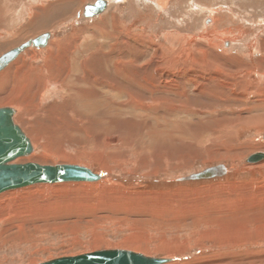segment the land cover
<instances>
[{
	"label": "rangeland",
	"instance_id": "374dc122",
	"mask_svg": "<svg viewBox=\"0 0 264 264\" xmlns=\"http://www.w3.org/2000/svg\"><path fill=\"white\" fill-rule=\"evenodd\" d=\"M96 1L0 0V57L50 34L45 47L9 62L0 88V108L20 104L26 111L13 114L34 144L20 163L79 164L101 175L92 184L0 195V264L115 249L170 259L166 264H264V159L247 162L264 154V0H170L162 10L155 0H109L102 15L83 17ZM208 16L218 28H242L248 40L226 45L199 37ZM252 38L253 49H246ZM73 59L89 61L92 75L103 73L110 84L145 78L153 93L140 92L141 108L103 89L116 104L96 98L91 111L94 86L60 88L59 69ZM47 67L55 91L44 88ZM15 91L20 97L11 96ZM158 97L184 112L154 111ZM218 165L226 174L178 182Z\"/></svg>",
	"mask_w": 264,
	"mask_h": 264
},
{
	"label": "water",
	"instance_id": "95a60500",
	"mask_svg": "<svg viewBox=\"0 0 264 264\" xmlns=\"http://www.w3.org/2000/svg\"><path fill=\"white\" fill-rule=\"evenodd\" d=\"M87 4L83 10V16L88 18L96 14H102L107 8L105 0H98L92 7ZM99 10L94 12L96 8ZM88 11H93L88 13ZM49 38L48 34L41 35L27 41L20 47L0 57V70L10 61L14 60L20 52L30 46L44 47ZM14 111L10 108L0 109V193L9 190L22 189L38 184H57L62 182H79L97 180L100 175H93L86 168L70 165H39L26 163L22 165H9L7 162L26 156L29 152L26 139L23 138L18 128L12 122ZM264 139V136H263ZM263 154H255L248 158L247 162L253 163L261 158ZM226 174L223 165L207 168L201 172L191 174L183 181H197L213 179ZM168 259L151 258L131 251L99 250L74 257H62L39 264H166Z\"/></svg>",
	"mask_w": 264,
	"mask_h": 264
},
{
	"label": "bare ground",
	"instance_id": "6f19581e",
	"mask_svg": "<svg viewBox=\"0 0 264 264\" xmlns=\"http://www.w3.org/2000/svg\"><path fill=\"white\" fill-rule=\"evenodd\" d=\"M170 0H155L154 2H153V4H154V6L156 7V9H158V10H162V8H165L166 7V5H167V3L169 2ZM95 3H92L91 4V6L90 7H92V5H94ZM106 4H107V8H108V5H109V0H106ZM169 4V3H168ZM90 5V4H89ZM96 8V7H95ZM106 8V9H107ZM105 9V10H106ZM166 9V8H165ZM83 10H84V8H83ZM99 9L98 8H96V10L94 9V12H96V11H98ZM91 12H93V11H88V13H91ZM105 12V11H104ZM104 12H102V13H104ZM212 12V11H211ZM82 14H83V12H82ZM100 16V14H96V15H93V16H91V17H88V18H93V17H96V16ZM102 15V14H101ZM213 15V14H212ZM84 17V16H83ZM211 17H213V16H211ZM211 17H209L208 16V19H205L204 21V29H203V32L201 33L202 35L201 36H199V37H203L204 35H205V37L206 36H208V37H213V38H215V39H212V40H215L216 42L217 41H222V42H224V44H225V42H226V45H231L232 43L234 44V43H237L238 41H240V40H243V42L247 39V36L248 35H246L247 33H245L244 34V32L242 31V28L240 29V27H234V26H232V27H229V28H227V27H217V25H219L218 24V21L216 20V19H212ZM86 18V17H85ZM215 18V17H214ZM213 20H215V22L213 21ZM212 23H214V24H212ZM212 24V25H211ZM216 24V25H215ZM235 25V24H234ZM249 33V32H248ZM48 34V33H47ZM49 35V37H50V34H48ZM204 37V38H205ZM249 37V36H248ZM251 37V36H250ZM188 38H191L192 39V36L190 37V36H188ZM32 39H34V38H32ZM32 39H29L28 41H30V40H32ZM197 39H198V37H197ZM206 39V38H205ZM211 38H209V41H211L210 40ZM248 40V39H247ZM215 42V43H216ZM246 42V41H245ZM252 42V43H251ZM251 44H247V45H245V47H246V49L248 48H252L253 49V45H254V40H253V38H252V40H251ZM256 42V41H255ZM47 43H49V38H48V40H47ZM46 43V44H47ZM212 43H214V42H212ZM221 43V42H220ZM208 44V43H207ZM216 45V44H215ZM46 46V45H45ZM44 46V47H45ZM255 47V46H254ZM257 47V46H256ZM260 47H261V45H260ZM30 48H33V46H30L29 48H27V49H30ZM34 48H42V47H34ZM27 49H25V50H27ZM24 50V51H25ZM23 51V52H24ZM251 51V50H250ZM255 51V50H254ZM23 52H20V53H23ZM51 53H53L52 51H50ZM68 52H70V51H68ZM178 52V51H177ZM19 53V54H20ZM19 54L17 55V56H19ZM79 54V53H78ZM77 54V55H78ZM178 56H181L182 57V53H176ZM249 54V53H248ZM184 56V55H183ZM189 55L187 54V57H188ZM203 58V57H202ZM11 62V61H10ZM66 62H67V60H66ZM8 64H10V63H8ZM8 64L6 65V67L8 66ZM88 64V65H87ZM184 64V63H183ZM11 65H12V63H11ZM11 65H9L7 68H5L3 71H1L0 70V74H1V72L3 73L2 75H0V88H4L3 87V85H4V83H5V80H4V72H5V70L6 69H8ZM122 66H123V64H121ZM185 65V64H184ZM120 64L119 63H116V66H114V69L116 70V73H118V75H119V73H120V71L122 70V69H120ZM48 68V67H47ZM89 68H90V64H89V61L87 62V61H85V62H83V63H79L78 65H75V59H73L72 60V64H71V66H69V65H66V67H65V71H64V68L63 67H60V69L59 70H61V71H59V72H61V73H63L64 75H65V80L63 81V85H60V88H61V90H64V87H67L69 84L73 87V88H78V85H79V83H81L83 86H87V88L90 90V91H92V90H94V88L96 89V92L94 91V96L91 98V97H89L88 96V94L87 95H85L86 97H85V100L86 99H88V100H91V103H89L90 104V106L89 107H91L90 108V110L92 111L94 108H96L95 107V105L93 104L97 99L100 101V102H102L101 100H103L104 102H105V104H110V103H114V102H112L110 99H109V97L106 95V94H104V93H102V91L101 90H103V89H106V90H108L110 93H112V94H114L115 96H118L119 95V97H120V95H121V93H124V94H126L127 95V97L129 98V104L128 105H131V104H133V105H136V106H138V107H141L140 105H142V102H141V97H144L145 95V92L146 91H150V94H152L153 93V86L151 85V84H148V82H147V80L144 78V80H143V82H141L140 84L139 83H132L131 81H128L127 80V82L129 83V85L128 86H124L123 84H119L118 82L116 83V84H114V82H111L112 84H110V82L109 81H111L110 79H111V77H110V79H109V81L107 80V79H105L104 78V74L103 73H99V74H97V75H92V73L90 72V70H89ZM123 68V67H122ZM129 67H127V72H128V69ZM108 69H110V67L109 68H107V72H108ZM112 69V68H111ZM187 69H188V67H187ZM247 69H248V67H247ZM251 69V68H250ZM48 70V72H49V77H46L43 81H44V88L45 89H47V88H49V90L50 91H55V90H57V86L55 87V83H53V76H52V72L50 71V69L48 68L47 69ZM112 71V70H111ZM111 71H110V73L109 74H111ZM123 71V70H122ZM131 71V70H130ZM186 71V69L184 70V72ZM191 71V70H190ZM251 71V70H250ZM253 71V70H252ZM79 72H82L81 74H82V76L79 74ZM182 72V71H181ZM245 72V71H244ZM57 73H58V71H57ZM126 73V72H125ZM188 73V72H187ZM193 73V72H192ZM191 73V74H192ZM246 73V72H245ZM244 73V74H245ZM261 73H263V76L262 77H264V71L263 72H261ZM260 73V74H261ZM105 74H107V73H105ZM128 74V73H127ZM199 74V73H198ZM120 75H123V74H121L120 73ZM129 75V74H128ZM128 75H126V76H128ZM47 76V75H46ZM52 76V77H51ZM193 76V75H192ZM51 77V78H50ZM134 77V76H133ZM168 77V76H167ZM202 77V76H201ZM258 77V76H257ZM135 78V77H134ZM134 78H133V82L135 81L134 80ZM248 78V77H247ZM205 79V78H204ZM203 79V80H204ZM46 80H48V81H50V84H48L47 82H46ZM53 80V81H52ZM200 80V79H199ZM202 80V79H201ZM200 80V81H201ZM207 80V79H206ZM236 80V79H235ZM238 80V79H237ZM240 80H242V79H240ZM261 80V79H260ZM3 81V82H2ZM124 81H125V79H124ZM149 81V80H148ZM152 81V80H151ZM150 81V82H151ZM208 82H209V80H207ZM243 81V80H242ZM245 81V80H244ZM243 81V82H244ZM149 82V83H150ZM191 81H190V79H188V82L187 83H190ZM236 82V81H235ZM143 83H145V84H143ZM195 83V82H194ZM29 83H25V85H28ZM193 84V83H192ZM196 84V83H195ZM161 86H162V84H160ZM182 85V84H181ZM241 85V84H240ZM62 86H64V87H62ZM93 86H94V88H93ZM158 86V85H157ZM167 85H164L163 84V86L161 87L162 88V90H163V93L162 94H164V93H166L165 92V90L163 89V87H166ZM199 86V85H198ZM242 86V85H241ZM25 87V89H26V91H28V86H24ZM148 87V88H147ZM202 87V86H201ZM239 87V86H238ZM16 88H18L17 86L15 87V89ZM70 89H72L71 87H69ZM148 90H147V89ZM176 88V87H175ZM174 88V89H175ZM233 88V87H232ZM195 89V88H194ZM201 89H203V88H201ZM200 89V90H201ZM206 88H204V90H205ZM239 89H240V87H239ZM250 89H252L251 87H250ZM158 90V89H157ZM161 90V91H162ZM204 90H201L202 92L204 91ZM243 90V89H242ZM254 90V89H253ZM45 91H47V90H45ZM76 91H78V90H76ZM137 91H139L137 94L138 95H136V94H134V93H136ZM21 92H25L23 89H21ZM68 92V91H67ZM100 92V93H99ZM140 92H144V94H142V96H141V94H140ZM159 92V91H158ZM240 92H242V91H240ZM246 92H247V89H246ZM77 93H79V92H77ZM89 93V92H88ZM93 93V92H92ZM231 93V92H230ZM83 94V93H82ZM118 94V95H117ZM179 94H180V92H179ZM204 94V93H203ZM212 94V93H211ZM215 94V93H214ZM244 94H246L245 92L243 93V95ZM14 96L15 95V98H18V97H20V94L18 93V92H13L12 94H11V96ZM45 95V93H43V95L42 96H44ZM110 95V94H109ZM144 95V96H143ZM161 95V94H160ZM201 95V94H200ZM113 96V95H112ZM179 97L181 96V95H178ZM235 96V95H234ZM255 96H256V94H255ZM140 97V98H139ZM178 97V98H179ZM183 97V96H182ZM236 97V96H235ZM11 98V97H10ZM97 98V99H96ZM163 98V97H162ZM162 98H160V97H158V99L160 100V99H162ZM12 100H13V98H11ZM240 99V98H239ZM258 99V98H257ZM256 99V100H257ZM15 100V99H14ZM18 100V99H17ZM83 100V99H82ZM97 100V101H98ZM127 100V99H126ZM247 100V99H246ZM259 100H263V101H260V103L261 102H263L264 103V98L262 99H260L259 98ZM2 101V100H1ZM97 101H96V103H97ZM252 100H250V102H251ZM45 102V100H44V98H41L40 97V99H39V102H38V104H37V106H39V107H41V105L43 104ZM86 102V101H85ZM103 102V103H104ZM164 102V103H163ZM169 102V100H164V98H163V100H162V103L160 104V105H158L157 107H155V109H154V111H157V110H159V109H166V111L168 112H174V113H180L181 112V108H180V105H178L179 106V108H175L176 107V105H175V107H174V105L173 104H169L168 103ZM171 102V101H170ZM185 102V101H184ZM250 102H248L249 104H251ZM13 103H14V101H13ZM125 103V102H124ZM155 103V102H154ZM15 105H17L18 103L17 102H15L14 103ZM91 104H92V106H91ZM116 104V102L114 103V105ZM177 104V103H176ZM180 104V103H179ZM252 104H253V102H252ZM255 104V103H254ZM257 104H258V102H257ZM15 105H12V106H15ZM19 106H20V104H18ZM155 105H156V103H155ZM243 105V104H242ZM247 105V104H246ZM246 105H245V107H246ZM259 105V104H258ZM257 105V106H258ZM19 106H16V108H14V110H13V108H10V109H12L14 112H19L20 114H25L26 113V111L24 110L25 108H21V110L19 109L20 107ZM106 106V105H105ZM136 106H134V107H136ZM250 106V105H249ZM255 107H256V104L254 105ZM261 106V105H260ZM126 107H128V106H126ZM251 107V106H250ZM3 108H6V107H3ZM9 108V107H8ZM130 108V107H129ZM142 108V107H141ZM187 108V107H186ZM212 108V107H211ZM252 108V107H251ZM0 109H2V108H0ZM112 109V108H111ZM139 109V108H138ZM145 109V108H144ZM253 109V108H252ZM255 109V108H254ZM259 109V108H258ZM146 110V109H145ZM149 110H150V108H149ZM152 110V109H151ZM242 110V109H241ZM244 110V109H243ZM251 110V109H250ZM257 110V109H256ZM35 114H36V108H35ZM148 111V110H147ZM194 111V110H193ZM259 111V110H258ZM148 112H150V111H148ZM184 111H182L181 113H183ZM195 113H192L193 115H196V117L197 116H202L203 115V113L202 112H196V111H194ZM248 112V111H247ZM176 113V114H177ZM249 113V112H248ZM14 114V113H13ZM238 114V113H237ZM72 115V114H71ZM187 115V114H186ZM189 115V114H188ZM190 116V115H189ZM233 116V115H232ZM72 117V116H71ZM173 117H174V115H173ZM204 117V116H203ZM201 118V117H200ZM162 120V119H161ZM264 120V119H263ZM215 121V120H214ZM247 121V120H246ZM12 122H13V115H12ZM61 122H63V120H61ZM178 122V121H177ZM213 122V121H212ZM244 122V121H243ZM248 123H250V122H248ZM13 124H14V122H13ZM217 124V123H216ZM195 125V124H194ZM221 125V124H220ZM247 125V124H246ZM14 126L16 127V128H18V131H19V133H20V135L23 137V138H25L26 139V143L28 144V148H29V152L26 154V156H22V157H20V158H15V160H12V161H9V162H7L9 165H22V164H26V163H20L22 160H29L28 159V157L32 154V152H33V150H34V144L31 142V140L29 139V137L28 136H26L21 130H20V128L17 126V125H15L14 124ZM264 127V125L261 127V128H263ZM214 133V132H213ZM40 136L39 137H35V140H40ZM113 143V142H112ZM110 144V143H109ZM261 154H263V153H261ZM264 155V154H263ZM31 157V156H30ZM33 157V156H32ZM66 159V158H65ZM64 159V160H65ZM264 159V156H263V158H261V159H259V160H257V161H255V162H253V163H257V162H260L261 160H263ZM72 161V160H71ZM35 164V163H34ZM67 165H70V166H78V167H81V168H86V167H83V166H81V165H79V164H70V163H66ZM53 166H56V165H53ZM209 168H211V167H209ZM87 169V168H86ZM207 169V168H206ZM87 170H89V169H87ZM205 170V169H204ZM93 175H99V174H96V173H93L91 170H89ZM203 171V170H202ZM185 177H182V178H180V179H178V182H183V179H184ZM100 179H101V175H100V178L99 179H97V180H87V181H79V182H82V183H76V181L75 182H62V183H57V184H63V183H71L72 185H80V184H85V183H83V182H88V183H86V184H92V183H96L97 181H100ZM91 182V183H90ZM41 185H44V186H48V184H38V185H34V186H41ZM49 185H51V184H49ZM54 185H56V184H54ZM67 185V184H66ZM61 186H63V185H61ZM27 188V187H26ZM78 188V187H77ZM16 190H19V189H16ZM14 190H9V191H6V192H4V193H0V195H6V194H8L9 192H13ZM79 192V191H78ZM253 209V208H252ZM149 211V210H148ZM140 248V247H139ZM138 248V249H139ZM123 251H126V250H123ZM139 254V253H138ZM142 255V254H141ZM78 256V255H77ZM74 257V256H73ZM162 259H165V258H162ZM167 260V259H166ZM170 262V259H168V263Z\"/></svg>",
	"mask_w": 264,
	"mask_h": 264
}]
</instances>
